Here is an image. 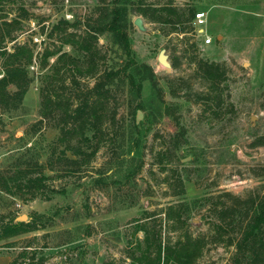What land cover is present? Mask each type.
I'll list each match as a JSON object with an SVG mask.
<instances>
[{
    "label": "rangeland",
    "instance_id": "1",
    "mask_svg": "<svg viewBox=\"0 0 264 264\" xmlns=\"http://www.w3.org/2000/svg\"><path fill=\"white\" fill-rule=\"evenodd\" d=\"M131 1L130 37L136 59L153 67L162 92L158 98L151 83H143L145 110L137 112L136 123L131 122L129 104L139 102L128 90L119 97V113L126 119L124 156L107 145L91 166H84L80 172L66 169L59 174L46 169L52 177L49 184L62 192H49L51 199L43 193L30 199L29 195L0 190V231L23 216L27 217L25 222L33 221L39 229L1 239L0 264H130L129 254L145 237L143 231L135 232L143 211L160 212L180 201L170 196L166 182L174 170L191 179L185 182L186 201L222 192L244 196L264 189V175H257L264 171V145L254 146L257 139L264 138V82L257 77L264 76V0H143L150 16L167 18L159 23L138 10L139 0ZM100 2L0 0V40L6 36L3 45L8 51L15 44H27L37 55L44 47L58 44L47 38L53 26L62 20L73 23L93 18ZM191 7L208 12L207 24L202 26L206 34L201 35L189 23ZM160 8L183 10V24L174 23L172 12L152 11ZM138 17L143 20L144 31L134 24ZM172 19L174 22L168 23ZM4 22L13 23L6 26ZM179 27H184L186 34L178 32ZM8 32L16 37L14 41ZM210 36L213 43L206 45ZM108 44L107 39L100 38L101 47ZM64 50L71 52V47ZM162 50L176 68H165L158 62ZM196 57L224 64L226 78L219 85L224 93L221 106L211 100L196 102L197 93L209 90L196 65L189 63ZM34 61L30 67L33 82L23 101L17 108H0V169L12 167L20 156L23 161L35 158L47 165L59 136L53 122L39 123L40 86L47 70L39 69L38 57ZM9 90L15 92L16 87L11 85ZM166 106L178 117L177 122L165 113ZM178 124L186 130V143L175 151L172 136L179 130ZM118 156L127 165L116 177V168L108 162H117ZM132 158L131 167L144 163L135 185L122 178ZM100 168L112 176L110 183L116 178H122V183L106 189L94 187L92 177ZM130 202H137V206L124 209ZM204 212L194 211L188 222L195 236L208 230ZM156 218L164 237H177L178 233L168 231L170 223L164 213ZM234 251V247L212 244L198 264H226ZM23 252L28 256L22 257Z\"/></svg>",
    "mask_w": 264,
    "mask_h": 264
},
{
    "label": "trees",
    "instance_id": "2",
    "mask_svg": "<svg viewBox=\"0 0 264 264\" xmlns=\"http://www.w3.org/2000/svg\"><path fill=\"white\" fill-rule=\"evenodd\" d=\"M138 4L141 5L138 10L150 17L152 22H166L167 18L162 16H150L142 6L143 0H139ZM131 5V0H101L93 18L85 22L60 21L47 34L48 39L57 40L58 44L55 42L53 48L44 47L37 55L27 44H15L12 51H8L3 45L6 36H2L0 108H17L23 101L33 82L30 67L36 63L35 57H38L39 69L47 70L42 75L40 86L39 123L42 125L53 122L52 127L59 131V136L51 147L47 165L40 164L35 158L23 161L20 156L12 167L0 169L1 191L13 195H29L30 199L43 193L44 197L51 199L49 192H62L49 184L52 177L46 174V169L59 174L66 169H70L72 173L73 169L75 173L80 172L84 166H91L99 151L107 145L113 152L119 150L124 156L126 119L119 113V97L128 90L139 102L134 105L131 101L129 104L131 122L136 123L137 112L145 110L142 104L143 83L149 81L158 98L162 92L153 67L136 59L130 37ZM165 10L176 17L175 22L172 19L168 23L173 21L176 25L183 24V10L160 8L152 11L156 13ZM196 11L195 7L189 9V23H193ZM12 23L4 22L6 26ZM2 30L3 28L0 32ZM177 31L186 34L184 27L177 28ZM8 38L10 41L16 39L11 32H8ZM100 38L107 39L108 46L101 47ZM66 46L71 47V52L64 50ZM52 58L54 61L50 63ZM189 63L196 65V71L209 89L207 93H197L196 102L206 103L211 100L221 106L224 103V93L219 85L226 78L224 64L197 57ZM172 66L176 68L177 64L173 63ZM11 85L16 87L15 92H10ZM171 91L177 96L172 88ZM160 101L164 100L161 98ZM165 113L178 121L170 106L165 107ZM178 128L172 136L175 151L186 143V130L179 124ZM262 145L264 138L257 139L254 143V146ZM73 155L79 158H74ZM122 158L118 156V161L113 164L108 162L116 168V177L121 168L127 165ZM134 161L133 158L130 159V167L127 166L122 178L135 185L144 163L140 162L136 168L131 167ZM95 173L92 181L98 189L120 185L123 181L122 178H116L110 183L112 176L103 168L97 169ZM257 175H264V171ZM190 180L189 177L184 178L178 170H174L172 176L166 178L171 189L170 196L177 197L180 201L168 205L160 212L143 211L142 217L136 220L138 224L135 232L143 231L145 237L142 241H137L133 252L129 254L130 264H198L212 244L234 247L235 251L226 264H264V189L249 191L244 196L222 192L186 201L185 182ZM136 206L137 202H130L124 209ZM196 210H205L203 217L208 223L207 232L197 236L190 232L188 226ZM160 213H164L165 220L170 223L168 231L178 233L176 238L169 235L164 237L162 228L157 229L156 217ZM36 230L39 229L33 221L14 220L3 226L0 240ZM21 256L27 257L28 254L23 252Z\"/></svg>",
    "mask_w": 264,
    "mask_h": 264
},
{
    "label": "built area",
    "instance_id": "3",
    "mask_svg": "<svg viewBox=\"0 0 264 264\" xmlns=\"http://www.w3.org/2000/svg\"><path fill=\"white\" fill-rule=\"evenodd\" d=\"M207 20H208V12L207 11H201V10L196 11L195 17L193 19V24L198 30H200L202 32L201 35L206 34V33H203L204 30H203L202 26L207 24ZM212 43H213L212 36L205 39L206 45H211Z\"/></svg>",
    "mask_w": 264,
    "mask_h": 264
},
{
    "label": "water",
    "instance_id": "4",
    "mask_svg": "<svg viewBox=\"0 0 264 264\" xmlns=\"http://www.w3.org/2000/svg\"><path fill=\"white\" fill-rule=\"evenodd\" d=\"M134 24L136 26H138V28L142 31L145 30V27L143 26V20L141 17H138L135 19L134 21ZM158 62L164 66L165 68H169L171 69L172 68V63L170 62L169 60V56L166 54L165 50H162L159 55H158ZM27 220V217L26 216H23L22 220L20 221H23L25 222Z\"/></svg>",
    "mask_w": 264,
    "mask_h": 264
},
{
    "label": "crops",
    "instance_id": "5",
    "mask_svg": "<svg viewBox=\"0 0 264 264\" xmlns=\"http://www.w3.org/2000/svg\"><path fill=\"white\" fill-rule=\"evenodd\" d=\"M203 30H204V28H203ZM263 59H264V51H263ZM263 63H264V60H263ZM258 78H259V80L261 81V82H264V76H257Z\"/></svg>",
    "mask_w": 264,
    "mask_h": 264
}]
</instances>
